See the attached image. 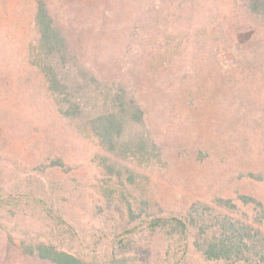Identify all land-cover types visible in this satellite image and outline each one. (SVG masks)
<instances>
[{
    "label": "trees",
    "instance_id": "trees-1",
    "mask_svg": "<svg viewBox=\"0 0 264 264\" xmlns=\"http://www.w3.org/2000/svg\"><path fill=\"white\" fill-rule=\"evenodd\" d=\"M195 1L147 0L132 6L120 0V9L134 14L136 10L139 15L122 31L132 46L130 58L116 63L108 59V64L91 68L83 50L86 31L105 24L114 0H17L29 17V33L0 47L2 103L5 97L28 96L31 104H38V112H49L54 123L65 115L89 112V129L107 149L139 154L148 167H158L159 162L152 156V146L138 136L130 144L122 140L131 137L136 126L143 128L141 136L147 131V138L171 140L176 117L164 85L181 63H194L198 73L207 67L214 70L215 81L222 84V107L237 114L246 107L253 119H264V0H220L203 20L196 16ZM7 2L0 0V4ZM230 52L231 56H224ZM128 71L130 78L125 76ZM95 72L118 80L99 87ZM241 144L236 140L225 145V153L234 154V158L227 156L231 167L243 183L264 180V151ZM54 163L61 164V158ZM108 168L114 171L113 166ZM18 174L11 190L0 185V214H38L49 239L34 242L25 237L16 243V234L0 223V254L10 257L5 263L38 259L50 264H136L130 256L142 253L145 257L147 246L157 238L163 264H200L189 255L192 247L206 262L264 264V201L255 194L217 193L210 201L160 213L148 212L149 200L142 198L136 214L127 200L117 204V210L124 212L119 218L108 212L110 221L92 228L98 238L92 253L85 256L74 248L75 243L84 242L80 228L77 232L45 177ZM105 198L110 199V191ZM240 205L254 216L236 217ZM137 219L141 223L128 226Z\"/></svg>",
    "mask_w": 264,
    "mask_h": 264
},
{
    "label": "rangeland",
    "instance_id": "rangeland-1",
    "mask_svg": "<svg viewBox=\"0 0 264 264\" xmlns=\"http://www.w3.org/2000/svg\"><path fill=\"white\" fill-rule=\"evenodd\" d=\"M7 1V4H0V47L6 46V41L16 42L29 33L27 12L17 5V0ZM146 1L128 0L132 6ZM113 3L114 9L109 11L105 24L86 31L83 50L86 51L88 67L95 68L97 63L104 66L109 63L108 59L116 63L123 57L124 61L130 58L132 46L122 31L127 30L135 21L134 16L138 19L139 15L136 10L135 15L120 9L123 5L120 0ZM195 3L196 16L203 20L213 7L222 2L196 0ZM224 56H231V52ZM194 65L179 64L176 73L164 85L165 91L171 95L170 108L176 117L170 131L171 140L147 138V131L141 136L139 133L143 128L139 126L133 128L129 134L131 137L126 136L122 140L130 144L134 137L144 139L145 144L149 143L146 145L152 146V156L159 161L158 167H148L146 158L139 154L107 149L89 129V112L65 115L64 120L54 123L49 112H38V104H31L28 96L20 95V100L5 97L3 103L0 99V185L11 190L20 178L18 172L22 171L44 176L64 210L72 217L77 232L80 228L84 242L75 243L74 248L85 256L92 253L93 241L98 238L93 236L92 228H100L103 222L110 221L106 219L110 217L108 212L119 218L124 212L117 210V204L127 200L133 204L136 214L140 213L142 198L149 200L148 212L157 213L176 210L180 206L187 208L199 200L210 201L217 193L235 197L239 191L248 192L264 201V180L243 183L242 176L231 167L227 157L234 158V154L224 151L226 144L236 140L242 147L241 143L245 142L255 152L264 151V119L257 121L255 116L253 119L246 107H242L238 114L222 107L221 101L225 98L222 84L215 81L216 73L209 67L206 68L209 71L205 69L198 73ZM95 73L99 75L96 84L99 87L112 85L114 80H118L110 74L102 77ZM125 76L130 78L132 74L128 71ZM259 111L256 114L259 115ZM162 151L167 156L166 160L162 159ZM57 158L62 160L59 165L54 163ZM112 166L114 171L108 168ZM109 191L110 199H106L105 192ZM248 210L240 205L234 214L245 217L246 213L253 212ZM30 214L15 216L6 211L0 214L1 225L6 231L16 234V243L25 237L27 241L34 242L49 239L45 222L38 214ZM138 223H141L139 219L128 226ZM152 242V246H147L148 250L144 251L145 257L142 253L132 254L131 261L136 264H163L157 238ZM189 255L200 264H224L204 261L193 247ZM9 258L5 252L0 254V264H10L5 263ZM13 259L19 262L17 258ZM26 263L50 264L38 259Z\"/></svg>",
    "mask_w": 264,
    "mask_h": 264
}]
</instances>
